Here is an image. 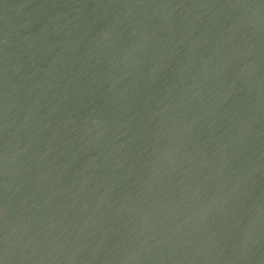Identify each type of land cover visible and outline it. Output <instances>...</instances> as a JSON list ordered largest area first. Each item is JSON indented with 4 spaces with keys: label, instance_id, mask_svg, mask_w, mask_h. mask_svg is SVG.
Here are the masks:
<instances>
[{
    "label": "water",
    "instance_id": "obj_1",
    "mask_svg": "<svg viewBox=\"0 0 264 264\" xmlns=\"http://www.w3.org/2000/svg\"><path fill=\"white\" fill-rule=\"evenodd\" d=\"M0 264H264V0H0Z\"/></svg>",
    "mask_w": 264,
    "mask_h": 264
}]
</instances>
